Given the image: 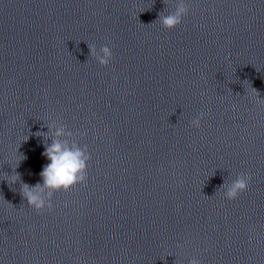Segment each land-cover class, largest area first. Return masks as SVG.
<instances>
[{
	"label": "clouds",
	"instance_id": "9594fccd",
	"mask_svg": "<svg viewBox=\"0 0 264 264\" xmlns=\"http://www.w3.org/2000/svg\"><path fill=\"white\" fill-rule=\"evenodd\" d=\"M173 9V11H170L166 15L160 13L156 20L159 21L160 26L165 30H173L178 27L190 10L186 0H176ZM89 50L90 56L101 67L109 66L113 58V52L107 44L101 45L99 50H97L95 45H89ZM252 90L255 93L257 103H264V98H261L260 93L254 88ZM204 115V112H200L197 117L190 121V125L199 128ZM46 127L48 128V132L40 131L35 133L36 136L44 138L45 151L43 152V156L50 161V163L43 167L40 173L42 183L30 186L27 183L21 182L22 197L38 213L45 209L48 211L53 209L52 197L56 192H67L77 184L87 181L88 165L91 159L86 144L80 145L79 142L67 139L73 136V132L67 128L66 124H57L56 121H51L46 124ZM79 134L81 136L84 135L83 133ZM49 139L51 140L50 144L47 143ZM15 169H13L14 174L10 175V181L7 180L8 183L14 184L21 181V177L15 172ZM251 179L250 174L240 173L230 183H225L223 185L224 199L229 201L236 200L241 193L248 189ZM188 264H201V261L192 258Z\"/></svg>",
	"mask_w": 264,
	"mask_h": 264
}]
</instances>
